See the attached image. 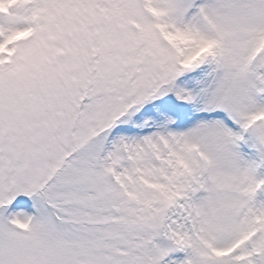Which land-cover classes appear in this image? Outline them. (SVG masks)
Masks as SVG:
<instances>
[{
	"label": "snow or ice",
	"instance_id": "1",
	"mask_svg": "<svg viewBox=\"0 0 264 264\" xmlns=\"http://www.w3.org/2000/svg\"><path fill=\"white\" fill-rule=\"evenodd\" d=\"M0 264H264V0H0Z\"/></svg>",
	"mask_w": 264,
	"mask_h": 264
}]
</instances>
